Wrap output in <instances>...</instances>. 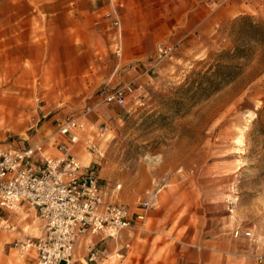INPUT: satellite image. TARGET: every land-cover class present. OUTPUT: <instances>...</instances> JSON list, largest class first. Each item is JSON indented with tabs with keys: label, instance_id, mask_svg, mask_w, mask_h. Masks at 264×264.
<instances>
[{
	"label": "rangeland",
	"instance_id": "rangeland-1",
	"mask_svg": "<svg viewBox=\"0 0 264 264\" xmlns=\"http://www.w3.org/2000/svg\"><path fill=\"white\" fill-rule=\"evenodd\" d=\"M104 4L112 7L102 15ZM170 4L169 13L142 15L178 22ZM200 5L216 18L230 12L186 34L175 23L145 58L127 59L124 49L136 50L137 0H0V150L50 135L101 90L125 93L122 106L102 102V136L87 126L78 148L83 164L95 159L87 144L102 149L100 175L121 184L131 213L150 200L148 229L107 238L104 264L136 256L146 264H264V42L253 27L264 24V0ZM159 45L172 48L161 59ZM232 63L236 75L216 87L217 65ZM93 106L86 119L97 116ZM17 216L0 213V264H37L24 243L38 232Z\"/></svg>",
	"mask_w": 264,
	"mask_h": 264
},
{
	"label": "built area",
	"instance_id": "built-area-1",
	"mask_svg": "<svg viewBox=\"0 0 264 264\" xmlns=\"http://www.w3.org/2000/svg\"><path fill=\"white\" fill-rule=\"evenodd\" d=\"M159 45L161 59L171 52ZM125 93L120 89L101 90L95 105L122 106ZM92 106L57 120L55 131L32 144H13L0 150V213L17 212L27 203L42 222V231L32 241L37 264H69L81 239L98 236L113 238L123 230H147L144 207L131 213L121 201L120 183L112 184L100 175L102 149L95 143L85 146L94 155L86 165L77 152L87 128L86 115ZM102 136V126L94 129ZM57 136V137H55ZM52 138L56 156L47 153V139ZM89 139V138H88ZM97 243H87L86 261L102 263L107 257ZM119 264H122L120 262Z\"/></svg>",
	"mask_w": 264,
	"mask_h": 264
},
{
	"label": "crops",
	"instance_id": "crops-1",
	"mask_svg": "<svg viewBox=\"0 0 264 264\" xmlns=\"http://www.w3.org/2000/svg\"><path fill=\"white\" fill-rule=\"evenodd\" d=\"M170 1L171 0H161L160 2H158V0H137V7L140 9H136V12L138 14H140L139 18L135 21V24L132 25V28L134 29V32L132 33V36L135 37L134 43L136 44V50L132 51V50H128L127 48L124 49V55L127 59H142L145 58L151 51L152 48L154 46V43L156 41H158L159 39H161L163 36H170V34L173 32L172 31V27H174V25L176 26L175 23H178L179 25H177L175 28L177 30H180V32H185V34L187 32L190 33V31H196L198 29H203L205 26L210 25L211 23V16L212 14L207 8H205V10L203 11V7L200 5V2H202V0H174V4L176 7V14L174 16H178L177 20H179L180 16V20L178 22H172V19L175 18H171L168 14L166 15V19H152V17L149 16H144L142 15V13H144L145 11H148V8L153 7L154 10V18L156 16H158L159 13H165V12H170ZM113 4L115 2V0H112ZM160 4L161 6H163L164 8H167L166 10H160ZM112 7L108 6V5H102L100 7H98V10H102V15L104 14V12L108 11V8ZM230 12V9L227 8L223 11H219L218 15H220V18L224 19V16ZM89 14V13H88ZM206 14L207 17H206ZM100 15V13H99ZM220 18H216L214 15L212 16V21H214V23L216 21L221 20ZM102 20H105V18L102 17ZM89 23V24H88ZM88 23H83L82 24V43L85 44V39H87V37H90V33H91V25H90V21H88ZM206 23V24H205ZM218 23V22H216ZM102 24V30H105V23L101 22ZM101 27V25H100ZM127 29V26L125 27ZM78 27L75 28V33H72V37L73 39L76 38V33L79 34L80 32L77 30ZM74 31V30H73ZM86 31V32H85ZM188 33V34H189ZM71 36V34H70ZM183 37V36H182ZM174 38V37H173ZM178 38V37H177ZM144 39V40H142ZM102 40H104V38H102ZM88 106H92V108H95V102H89L87 104ZM94 112V111H93ZM95 115H97L95 118H91V119H86L87 120V126L95 129L96 126H102V105H100L98 108H96V112H94ZM89 117V116H88ZM94 117V116H92ZM56 124V123H55ZM55 131V125L53 127V132ZM52 132V133H53ZM51 133V134H52ZM50 134V135H51ZM49 135H45L44 133H40L37 134V136L32 137V141L30 140L29 142H27V144H32L34 142H37L39 140H41L43 137H46ZM26 144V143H24ZM46 150L47 153L51 156H56L57 155V151L55 150V148L50 147V146H46ZM79 151L77 152V157L78 160L80 162L81 165H86L83 164V162L81 161L83 159L85 155V153L83 151H81L80 149H78ZM119 196H121V194L119 193ZM122 197V196H121ZM2 214H13V216L18 217L17 215L19 214H23L24 217L21 218V221H26L29 220L28 222H30L29 225H33V231L38 232V235L41 233L42 231V222L40 219L37 218L34 210L27 204V203H23L20 207V210L17 212H1ZM2 218V217H1ZM4 220H9V219H4ZM35 223L37 225H35ZM10 224H12V222L10 221ZM28 228V227H26ZM151 229L148 230V232L151 233ZM37 235V236H38ZM132 244H134V242L136 243V238L135 234H132ZM107 241V238L101 239L98 236H90L88 238H83L81 239L75 248V254H74V258L69 262V264H98V263H89L86 261V247H87V243L91 242V243H97L98 246L102 247ZM141 244H139L138 246H140ZM139 249H142L141 247H138ZM9 248V247H8ZM174 249L171 250V252H173ZM137 252V251H136ZM8 253L10 255H13V250L9 249ZM36 253V252H35ZM140 257V256H139ZM139 257H133V259L128 262V263H123V264H146L148 258H141L139 259ZM36 258H37V254H36ZM171 259L169 257V260H164V264H172ZM38 261V259H37ZM29 262V261H28ZM99 264H104V262L99 263ZM180 264H185L183 262H180Z\"/></svg>",
	"mask_w": 264,
	"mask_h": 264
},
{
	"label": "trees",
	"instance_id": "trees-1",
	"mask_svg": "<svg viewBox=\"0 0 264 264\" xmlns=\"http://www.w3.org/2000/svg\"><path fill=\"white\" fill-rule=\"evenodd\" d=\"M256 30L262 31L258 36V39L261 42H264V24L258 25L254 24L253 25ZM240 49H236L235 53L238 52ZM234 53V54H235ZM229 57L232 55H229V53H226ZM230 59V58H229ZM238 66L236 64H218L217 69L215 71V74H217V79L218 82H216L214 85L216 87H220L221 84L227 82L228 80L232 79L236 75V70ZM213 83V82H212Z\"/></svg>",
	"mask_w": 264,
	"mask_h": 264
}]
</instances>
